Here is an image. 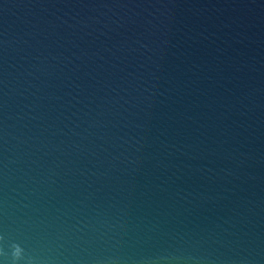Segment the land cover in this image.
I'll list each match as a JSON object with an SVG mask.
<instances>
[{
    "label": "water",
    "instance_id": "water-1",
    "mask_svg": "<svg viewBox=\"0 0 264 264\" xmlns=\"http://www.w3.org/2000/svg\"><path fill=\"white\" fill-rule=\"evenodd\" d=\"M0 264H264V0H0Z\"/></svg>",
    "mask_w": 264,
    "mask_h": 264
},
{
    "label": "clouds",
    "instance_id": "clouds-1",
    "mask_svg": "<svg viewBox=\"0 0 264 264\" xmlns=\"http://www.w3.org/2000/svg\"><path fill=\"white\" fill-rule=\"evenodd\" d=\"M3 237L0 236V240H2ZM12 251H11V262L10 264H19V261L23 257V252L24 250L21 248L19 244H13L12 246ZM0 256H7V253L4 252L2 248H0Z\"/></svg>",
    "mask_w": 264,
    "mask_h": 264
}]
</instances>
